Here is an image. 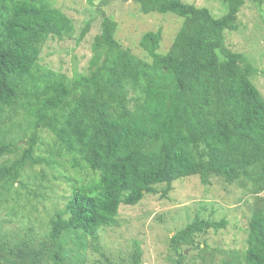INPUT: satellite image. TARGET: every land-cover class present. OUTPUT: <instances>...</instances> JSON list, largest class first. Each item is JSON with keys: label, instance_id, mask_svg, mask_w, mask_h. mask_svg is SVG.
I'll use <instances>...</instances> for the list:
<instances>
[{"label": "trees", "instance_id": "trees-1", "mask_svg": "<svg viewBox=\"0 0 264 264\" xmlns=\"http://www.w3.org/2000/svg\"><path fill=\"white\" fill-rule=\"evenodd\" d=\"M132 1L143 15L182 21L170 49L161 51V30L149 31L139 41L149 60L139 58L117 39L114 19L102 14L88 73L69 79L39 60L50 38L74 33L73 20L50 0H0V159L18 152L0 166V201L8 204L16 195L19 204L16 186L24 187L28 166L62 167L59 159L67 156L73 169L92 175L74 180L47 232L28 228L15 240L0 229V264L53 258L64 264L69 236L84 251L85 240L96 242L101 229L116 223L121 205L136 206L146 195L166 197L180 179L198 176L207 186L219 177L231 185L250 183L256 195L264 190V97L251 81L258 71L225 42L226 31L238 30L246 0H223L227 13L220 18L182 0ZM89 31L86 23L80 39ZM24 126L31 132L20 152L16 134ZM42 128L53 135L49 158L36 155ZM6 208L17 215L16 204ZM224 227V220L196 217L171 238L172 247L183 260L182 246L202 250L196 236ZM247 234L241 256L232 252L221 264H264L260 200Z\"/></svg>", "mask_w": 264, "mask_h": 264}, {"label": "rangeland", "instance_id": "rangeland-1", "mask_svg": "<svg viewBox=\"0 0 264 264\" xmlns=\"http://www.w3.org/2000/svg\"><path fill=\"white\" fill-rule=\"evenodd\" d=\"M50 1L73 20L74 33L62 39L50 38L42 49L39 64L65 74L69 79L76 74L88 73L93 55L92 44L101 32L102 14L112 17L117 23L115 35L122 45L147 61L148 56L139 47L141 36L149 31L161 30V51L165 53L182 25L176 17L143 15L132 0H93L92 4L90 0ZM182 1L208 8L216 18L227 13L223 0ZM86 23H90V31L84 39H80ZM236 23L239 26L237 31L225 32L226 46L249 57L258 71L251 81L264 97V0H246ZM18 118L23 119L22 115ZM9 125L10 121H7L6 126ZM30 132L28 128L16 132L22 140L18 144L20 152L28 146L26 142ZM39 138L36 155L49 158L53 135L47 128H42ZM17 157L18 152L0 159V166ZM70 159L67 156L59 159L62 167H26L22 177L24 187L16 186L22 195L19 204L16 203V195H12L14 199L8 204L0 201L1 232L10 234L15 240L22 237L28 228H35L38 234L47 232L50 219L65 208L64 197L71 195L76 184L74 180L78 176L83 180L92 176L79 173L85 170L73 169ZM242 184L243 187L231 185L215 177L211 185L205 186L198 176H191L175 181L166 197L162 193L146 195L136 206L121 205L116 223L101 229L96 242L90 237L85 240L88 248L84 251L75 246L71 236L67 238L69 245L68 251L63 254L64 264H134L137 252L141 254L139 264H221L224 259L229 260L232 252L241 256L247 247V228L254 206L258 200L264 204V190L256 195L250 183ZM15 204L19 207L17 215L6 208ZM196 217L216 222L224 220L225 227L197 235L195 245H200L202 250L182 246L186 257L181 260L172 247L171 238ZM39 226L42 231L38 230ZM46 264H60V261L53 258Z\"/></svg>", "mask_w": 264, "mask_h": 264}]
</instances>
